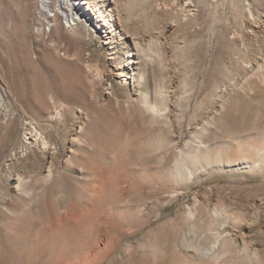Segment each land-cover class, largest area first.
I'll use <instances>...</instances> for the list:
<instances>
[{
  "label": "rangeland",
  "instance_id": "1",
  "mask_svg": "<svg viewBox=\"0 0 264 264\" xmlns=\"http://www.w3.org/2000/svg\"><path fill=\"white\" fill-rule=\"evenodd\" d=\"M96 1L104 32L0 0V264H264V0ZM60 74L82 94L26 82ZM251 143L255 167L229 163Z\"/></svg>",
  "mask_w": 264,
  "mask_h": 264
},
{
  "label": "bare ground",
  "instance_id": "2",
  "mask_svg": "<svg viewBox=\"0 0 264 264\" xmlns=\"http://www.w3.org/2000/svg\"><path fill=\"white\" fill-rule=\"evenodd\" d=\"M75 1L78 3V7L79 8L77 7V9L74 6L75 5ZM82 1H84V0H78V1L77 0H58L57 2L55 0L56 6H52V4L46 2V0H41V5H40V9H39V11L37 13L38 17L36 19V22L42 23L43 21H46L48 25H50V24L53 25V23H55V19H54L55 15H53V14H54L55 11L57 12V10H59L61 14L59 12H57V13H59L61 16H63L62 17L63 20L65 22L71 24V25L75 24L74 21L81 20L82 22H84L83 24H84L85 27H89L90 28V29L88 28L89 30L93 29V32H94V29H99L100 31L104 32L103 29L104 28H108L110 26V21L107 18L108 14H107L106 8L103 5H101L99 2H97L96 0H89V2H87V3L86 2H82ZM79 3H81L80 4L81 6L79 5ZM62 4H64L65 8L63 6H61ZM66 6H69L68 9L66 8ZM73 8H75V10ZM93 16H94V18H93ZM39 20H41V21H39ZM38 23H36V25ZM131 64H133V62L129 63L128 65H125L127 67L126 69H125V66H121V65L116 67L117 68L116 70L118 71L117 72V77L119 79H121V78L125 79L124 84L127 86V88H128V85L132 86L133 88H137V89L141 88V90H139L140 94H139L138 102H141V104L143 105V108H145L143 110V112H145V114H149V113L155 114L156 113L155 111L158 109L156 107V101H157L158 97L159 98L163 97V90H162L161 86L160 87H155L153 90L148 89L149 88L148 87V81H146L147 79L144 76V74H142L140 72V70L138 71L137 74L133 73L134 70H136V69L133 68V67H130L129 65H131ZM127 69L130 70V73H128ZM135 72H137V70ZM128 74H130V75H128ZM80 76L81 75L78 74V77H80ZM26 82H30V84L31 83L33 84V86H34L33 90L35 92V95L40 100L48 91H52V92L55 93V95L60 96V97H62L64 99L72 100L71 97L66 96L64 94H61L59 92L60 86H63L68 91L67 93L70 94L71 96L74 95V94H78V95L82 94L81 90L78 89V86H77L78 78L77 77L74 78V76H69L67 74H60L59 78H53L51 82H46L45 84L41 83V87L39 89L36 88L37 82H39V79H38L37 75H34V76L30 77V78H27ZM131 94H132V92H131ZM110 95H111L112 98L113 97H117V94L114 93L113 91L108 93L109 97H110ZM160 99H158V100H160ZM124 102L126 104H128V105L133 104L132 103L133 100H131V95L126 97ZM128 105H127V107H128ZM102 111L101 110H97V111H94V110L92 111L91 110V112H93L95 114L96 113H102ZM127 111H128V108H127ZM141 114H142V112H141ZM253 140H256V139H253ZM253 145L251 143L248 147H245V149H244V153H246L245 156L240 154V152L238 151L239 148L238 149H233L232 151H230L232 153V154H230L231 155L230 156L231 157L230 160H233V161H229V163L236 164V165H242L244 167H251V168L255 167L256 161H258L259 158H258V154H256V152L251 155L252 152L257 150L256 146H253ZM200 147L201 146H197V148H196V150H195V152L193 154V158L195 160L196 159L198 160V158L199 159L201 158L204 161H210L213 158V156H211V154H210L211 153L210 151L212 150L211 149L212 148L211 144L207 143L206 145H204L203 146V151L201 153H200ZM263 149H264V147H263ZM216 153L218 154V151ZM247 153H249V154H247ZM260 153H262V152H260ZM262 154H264V153H262ZM262 154H261V156H262ZM216 155L214 156V158L216 157ZM165 157H162V159L166 160ZM234 159H236V160H234ZM174 161H175L176 165L179 164V162H180L179 158L174 160ZM216 163H217V161H216ZM81 172L82 173L85 172L84 174L86 176H83V177L86 179L88 173L90 172V170H89V168H85V170H81ZM50 174L51 173L48 172V174H47V178L48 179L51 177ZM85 187L87 189H90V191L92 190L93 192L94 191L96 192V191L100 190V188H101L100 186H97V184L94 181V179H91L90 181L87 180V183L85 184ZM25 197L28 198V199L31 198L30 195H25ZM34 199H35V197H34Z\"/></svg>",
  "mask_w": 264,
  "mask_h": 264
},
{
  "label": "built area",
  "instance_id": "3",
  "mask_svg": "<svg viewBox=\"0 0 264 264\" xmlns=\"http://www.w3.org/2000/svg\"><path fill=\"white\" fill-rule=\"evenodd\" d=\"M61 6H63V7L65 8L64 4H62ZM53 15H55V12H54ZM47 25H48V24H47ZM66 25H67V26H70L71 24H69V23L66 22Z\"/></svg>",
  "mask_w": 264,
  "mask_h": 264
}]
</instances>
